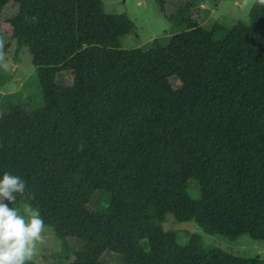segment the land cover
Instances as JSON below:
<instances>
[{"label":"trees","instance_id":"1","mask_svg":"<svg viewBox=\"0 0 264 264\" xmlns=\"http://www.w3.org/2000/svg\"><path fill=\"white\" fill-rule=\"evenodd\" d=\"M188 7L184 30L132 50L120 45L125 15L102 0H0L42 97L0 115V178L24 179L45 225L81 241L64 264H101L104 251L124 264H264L205 249L199 233L181 244L149 213L264 240V6L210 29ZM63 71L71 84L56 81Z\"/></svg>","mask_w":264,"mask_h":264},{"label":"rangeland","instance_id":"2","mask_svg":"<svg viewBox=\"0 0 264 264\" xmlns=\"http://www.w3.org/2000/svg\"><path fill=\"white\" fill-rule=\"evenodd\" d=\"M103 11L108 14H124L123 31L120 45L123 49H145L152 45L153 39L161 37L164 42L176 31L185 29L182 16L190 15L191 4L203 17L202 26L210 29L215 23L225 27L232 26L239 20L248 21L252 0H102ZM181 14H179V12ZM0 115L8 110L10 103H17L25 108L40 107L41 91L36 69L31 61L27 45H18L11 36L10 24L2 20L0 25ZM15 63V64H14ZM16 65V66H15ZM70 71H63L56 76V81L71 84ZM176 82V81H175ZM169 87V86H168ZM170 88V87H169ZM168 90L167 88H165ZM192 197H198L199 191L191 182L188 187ZM108 201L107 195L95 201L102 206ZM22 209L23 205L14 204ZM154 224L164 229L174 230L179 243L188 241L194 233H199L205 249L218 246L242 256L260 255L264 257V240L254 239L248 234H241L236 239H229L222 234L206 233L193 220L176 221L166 212L149 208ZM81 241L60 237L50 225H45L42 240L37 243L36 254L29 260L31 264H64L67 257L80 248ZM101 264H124L120 253L104 251Z\"/></svg>","mask_w":264,"mask_h":264},{"label":"clouds","instance_id":"3","mask_svg":"<svg viewBox=\"0 0 264 264\" xmlns=\"http://www.w3.org/2000/svg\"><path fill=\"white\" fill-rule=\"evenodd\" d=\"M252 3L264 6V0H252ZM26 188L27 182L17 175L4 172L0 178V264H26L42 240L45 221L39 209L31 206L34 196L26 195ZM18 195L25 200L22 209L5 203H15Z\"/></svg>","mask_w":264,"mask_h":264},{"label":"crops","instance_id":"4","mask_svg":"<svg viewBox=\"0 0 264 264\" xmlns=\"http://www.w3.org/2000/svg\"><path fill=\"white\" fill-rule=\"evenodd\" d=\"M15 64V63H14ZM16 66V65H15Z\"/></svg>","mask_w":264,"mask_h":264}]
</instances>
